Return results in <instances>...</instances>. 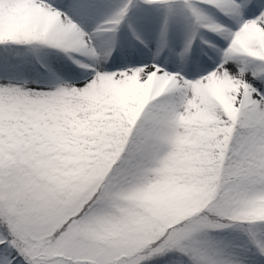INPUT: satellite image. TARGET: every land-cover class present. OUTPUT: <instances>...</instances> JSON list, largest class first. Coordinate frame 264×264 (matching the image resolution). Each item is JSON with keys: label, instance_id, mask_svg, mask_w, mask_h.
<instances>
[{"label": "snow or ice", "instance_id": "6c2138e0", "mask_svg": "<svg viewBox=\"0 0 264 264\" xmlns=\"http://www.w3.org/2000/svg\"><path fill=\"white\" fill-rule=\"evenodd\" d=\"M0 264H264V0H0Z\"/></svg>", "mask_w": 264, "mask_h": 264}]
</instances>
